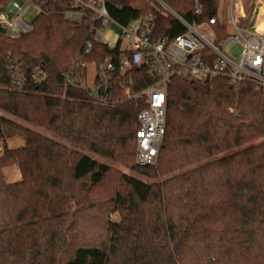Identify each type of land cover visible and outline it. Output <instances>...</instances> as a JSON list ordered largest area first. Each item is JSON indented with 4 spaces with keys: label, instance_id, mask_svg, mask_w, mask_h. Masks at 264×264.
I'll use <instances>...</instances> for the list:
<instances>
[{
    "label": "trees",
    "instance_id": "1",
    "mask_svg": "<svg viewBox=\"0 0 264 264\" xmlns=\"http://www.w3.org/2000/svg\"><path fill=\"white\" fill-rule=\"evenodd\" d=\"M161 1L189 25L215 19L211 30L220 41L228 36L219 0ZM64 6L49 3L51 13L36 17L29 34L0 31V264H264V90L233 88L223 77L171 79L156 165L138 168L136 117L146 98L117 94L101 105L64 85L89 27L66 22ZM107 11L121 25L151 14L157 39L185 31L154 0H108ZM94 51L100 57L90 61L99 62L109 48ZM14 60L43 79L14 92ZM134 79L133 92L150 84L142 70ZM7 127L20 133L21 146L7 147ZM111 164L150 182L117 174L102 200ZM9 166L18 182L5 183ZM105 210L119 219L101 217Z\"/></svg>",
    "mask_w": 264,
    "mask_h": 264
},
{
    "label": "built area",
    "instance_id": "2",
    "mask_svg": "<svg viewBox=\"0 0 264 264\" xmlns=\"http://www.w3.org/2000/svg\"><path fill=\"white\" fill-rule=\"evenodd\" d=\"M107 1L10 0L0 9V31L10 37L31 33L34 19L51 13L47 11L51 2L65 5L60 14L66 22L78 25L86 21L89 25L87 38L64 74V85L83 91L101 105L113 103L117 94L125 99L146 98L147 108L136 117L135 165L138 168L156 164L164 139L166 90L171 79H191L206 84L216 77H223L233 88L252 83L258 90H264V33L256 24L239 27L238 16L232 12L228 25L234 32L220 41L210 28L215 19H208L201 26L189 25L161 0H154L162 12L175 17L185 29L173 39H157L151 14L121 25L110 18ZM29 11L35 16L27 22L24 17ZM195 12H198L197 8ZM109 24L120 31L114 47L106 45L100 35ZM231 42L242 48L237 61L225 52ZM95 45L109 48L108 54L99 62L90 61L91 57H100L94 51ZM138 70L145 73L150 84L133 92L134 73ZM8 71L12 90L16 93L26 92L28 81L43 79L40 70L27 73L17 60L10 64Z\"/></svg>",
    "mask_w": 264,
    "mask_h": 264
},
{
    "label": "rangeland",
    "instance_id": "3",
    "mask_svg": "<svg viewBox=\"0 0 264 264\" xmlns=\"http://www.w3.org/2000/svg\"><path fill=\"white\" fill-rule=\"evenodd\" d=\"M231 1V0H230ZM229 0H219V7H218V20L223 25L227 27V30L229 34H232V28L228 25V20L231 15L230 11V2ZM242 6H243V16L237 15L239 20V27H248L251 25L256 24L258 27V30L264 33V17L262 15H259V11L261 7H264V0H242ZM35 14L31 11H29L24 19L27 22H30L34 18ZM119 29L113 24H109L103 31L101 32L102 40L103 42L108 45L109 47H114L118 35H119ZM242 48L234 43L231 42L228 44V46L225 49L226 54L230 56L231 59L234 61H237L241 55ZM6 119H8L11 123L15 125H19L23 128L35 130L39 133H44L41 129L29 126L27 124H24L20 122L17 119H14L12 117L4 116ZM8 133L11 134L10 137L6 138V145L8 148H17L23 144L21 135L16 130L12 129L11 127H7ZM3 149L0 147V154H2ZM93 158L97 159L96 157L92 156ZM100 162H105L103 159H98ZM156 165V164H155ZM111 168L114 172L110 174V176L107 178L105 182V187L101 190L100 198L103 200L110 192H112L113 185H116L117 181V174H126L133 176L143 182L149 183L150 180L141 174H139L137 171H130L126 168H123L121 166L111 164ZM3 178L6 184H12L15 182H18L20 180L19 172L16 167L9 166L2 169ZM107 206L103 207L106 208ZM101 217H107L113 221H117L119 219L118 215L112 212H109V210H105L104 212H101ZM98 233V230H94L93 235H96Z\"/></svg>",
    "mask_w": 264,
    "mask_h": 264
},
{
    "label": "bare ground",
    "instance_id": "4",
    "mask_svg": "<svg viewBox=\"0 0 264 264\" xmlns=\"http://www.w3.org/2000/svg\"><path fill=\"white\" fill-rule=\"evenodd\" d=\"M240 1L241 0H233V12L236 14H242V7L240 5ZM259 15H262V17H264V7L260 8Z\"/></svg>",
    "mask_w": 264,
    "mask_h": 264
},
{
    "label": "crops",
    "instance_id": "5",
    "mask_svg": "<svg viewBox=\"0 0 264 264\" xmlns=\"http://www.w3.org/2000/svg\"><path fill=\"white\" fill-rule=\"evenodd\" d=\"M230 1V0H229ZM231 3H230V11H231V13L233 12V0H231L230 1ZM240 5H241V7H242V14H236V13H234V15H240V16H243V13H244V11H243V6H242V0L240 1ZM259 15V14H258ZM221 23V22H220ZM222 24V23H221ZM225 26V25H224ZM226 27V26H225ZM227 28V27H226ZM227 32H228V30H227ZM234 32V30L232 29V33ZM228 34H229V32H228Z\"/></svg>",
    "mask_w": 264,
    "mask_h": 264
}]
</instances>
